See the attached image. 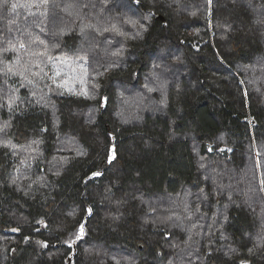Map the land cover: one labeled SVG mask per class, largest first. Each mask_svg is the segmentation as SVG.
<instances>
[{"label": "trees", "instance_id": "obj_1", "mask_svg": "<svg viewBox=\"0 0 264 264\" xmlns=\"http://www.w3.org/2000/svg\"><path fill=\"white\" fill-rule=\"evenodd\" d=\"M0 129V264H264V0H7Z\"/></svg>", "mask_w": 264, "mask_h": 264}, {"label": "snow or ice", "instance_id": "obj_2", "mask_svg": "<svg viewBox=\"0 0 264 264\" xmlns=\"http://www.w3.org/2000/svg\"><path fill=\"white\" fill-rule=\"evenodd\" d=\"M6 3H7V0H0V6H3V5L6 4ZM42 3H45V4H46V3H47V0H42ZM18 6L28 7L29 5H17V4H15V3H13V4L11 5V9H12V10H15ZM129 22H130V23H135L134 21H129ZM111 30H113V31H117L116 26L113 25V27H112ZM105 31H108V29H105ZM121 34H122V33H121ZM41 43H43V41H41ZM19 47H20V48H24L25 45H24L23 43H20ZM8 71L11 72V68H9ZM14 74H15V73H14ZM57 75H59V73H57ZM7 126H8L7 124L4 125V127H7ZM0 130H2V129H0ZM242 264H243V262H242Z\"/></svg>", "mask_w": 264, "mask_h": 264}]
</instances>
